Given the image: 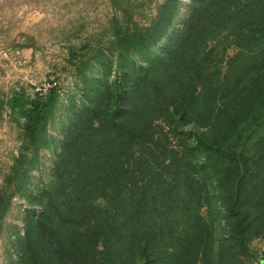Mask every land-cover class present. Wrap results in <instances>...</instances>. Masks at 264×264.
<instances>
[{"label": "trees", "instance_id": "16d2710c", "mask_svg": "<svg viewBox=\"0 0 264 264\" xmlns=\"http://www.w3.org/2000/svg\"><path fill=\"white\" fill-rule=\"evenodd\" d=\"M226 19L240 21L234 73L205 77L197 50ZM124 86L113 91L122 107L108 111L102 98L77 115L20 264H207L218 230L219 264H233L264 230V137L240 157L239 181L220 157L239 125L241 141L264 120V0H196L175 42ZM160 120L215 133L176 148Z\"/></svg>", "mask_w": 264, "mask_h": 264}, {"label": "rangeland", "instance_id": "374dc122", "mask_svg": "<svg viewBox=\"0 0 264 264\" xmlns=\"http://www.w3.org/2000/svg\"><path fill=\"white\" fill-rule=\"evenodd\" d=\"M195 2L0 0V264H20L28 222L43 211L77 115L102 98L108 111L122 107L113 91L122 83L124 92L132 77L175 42ZM229 2L240 7V0ZM224 22L197 50L205 77L214 72L226 79L234 73L240 21ZM156 35L160 38L154 43ZM156 124L176 148L180 141L194 142L195 134L215 133L192 123ZM262 137L263 119L241 141L239 125L236 137L223 143L228 155L220 157L232 168L233 179L239 181L245 171L240 157L254 155ZM98 204L103 206L104 199ZM257 229L246 239V251L237 246L228 263L264 264V230ZM220 236V230L214 233L207 264L220 263Z\"/></svg>", "mask_w": 264, "mask_h": 264}]
</instances>
